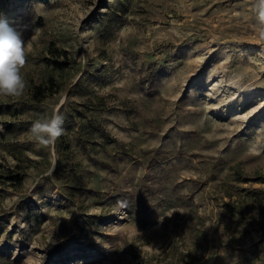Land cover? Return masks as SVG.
Returning <instances> with one entry per match:
<instances>
[{
	"label": "rangeland",
	"instance_id": "1",
	"mask_svg": "<svg viewBox=\"0 0 264 264\" xmlns=\"http://www.w3.org/2000/svg\"><path fill=\"white\" fill-rule=\"evenodd\" d=\"M0 20L26 28L28 82L0 97V264H264L252 0H13Z\"/></svg>",
	"mask_w": 264,
	"mask_h": 264
},
{
	"label": "clouds",
	"instance_id": "2",
	"mask_svg": "<svg viewBox=\"0 0 264 264\" xmlns=\"http://www.w3.org/2000/svg\"><path fill=\"white\" fill-rule=\"evenodd\" d=\"M256 27L264 38V0H252ZM23 25L0 20V97L19 98L25 94L28 82L23 74L27 52ZM64 116L59 109L51 115H41L30 128L32 140L41 147L53 146L64 134Z\"/></svg>",
	"mask_w": 264,
	"mask_h": 264
},
{
	"label": "trees",
	"instance_id": "3",
	"mask_svg": "<svg viewBox=\"0 0 264 264\" xmlns=\"http://www.w3.org/2000/svg\"><path fill=\"white\" fill-rule=\"evenodd\" d=\"M11 1H13V0H0V13H1L3 10L6 9V7L9 5V3H10ZM66 66H67V64H57V67L60 68V69H64V67H66ZM37 93H38V94H41V90H40V88L37 89L36 94H37ZM11 178H13V179H17V180L20 181V177H19V176H14V177L11 176Z\"/></svg>",
	"mask_w": 264,
	"mask_h": 264
}]
</instances>
